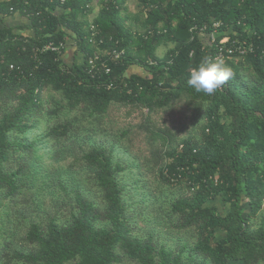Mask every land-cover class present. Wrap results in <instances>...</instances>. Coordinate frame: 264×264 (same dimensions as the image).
<instances>
[{"label":"trees","instance_id":"1","mask_svg":"<svg viewBox=\"0 0 264 264\" xmlns=\"http://www.w3.org/2000/svg\"><path fill=\"white\" fill-rule=\"evenodd\" d=\"M26 1L0 2V207L29 203L44 182L33 149L52 150L56 161L75 154L59 145L78 130L76 112L101 122L113 103L153 112L186 95L202 112L199 130L178 140L166 129H149V136L160 140L152 156L162 181L186 191L170 202V214L179 228L193 229L196 240L175 250L152 235H135L119 177L124 166L114 145L100 144L83 150L81 169L93 175L101 203L84 185L68 190L61 183L67 213L37 203L16 211V219L11 211L13 227L0 232L6 238L0 254L11 250L13 264H264V54L216 65L199 30H191L220 21L221 36L229 31L256 43L250 32L264 33V0H138L137 29L122 15L125 0H103L92 23L93 0ZM11 12L30 18L32 36L3 25ZM92 25L99 31L94 43ZM68 40L76 47L72 62L43 50ZM167 43L174 46L159 56L158 47ZM120 51L125 54L115 59ZM96 57L109 72H89ZM43 124L46 135L29 141ZM55 171H49L53 180ZM219 197L228 204L226 213L210 204ZM20 231L21 245L14 246Z\"/></svg>","mask_w":264,"mask_h":264},{"label":"rangeland","instance_id":"2","mask_svg":"<svg viewBox=\"0 0 264 264\" xmlns=\"http://www.w3.org/2000/svg\"><path fill=\"white\" fill-rule=\"evenodd\" d=\"M102 3L103 0H95V12L92 11L91 15L87 16L90 23L94 21ZM123 4L126 9L122 11V15L127 16L128 25L137 29L142 19L138 0H125ZM173 46V43L161 45L157 49V54L163 56ZM104 53L102 52L103 55ZM139 70L140 68H133L132 71ZM49 92H51L49 89L44 91L45 99L48 98ZM52 93L54 92L52 91ZM49 103L46 102V106ZM76 113L72 119L78 130L71 133V137L59 145V148L65 146L73 147L75 154L56 161L51 156L52 150L49 151L39 147H37V151L33 149L31 155L44 168V176L42 177L44 182L41 181V184L34 188L37 193L33 199H28L29 203L23 202L17 205L11 203L13 208L10 209V204L5 207L6 201L0 207V232H5L6 228L9 231L11 226L13 227L7 220L8 218L11 219V211H13L12 218L16 219V211L26 208L29 211L28 209L34 203L42 205L43 209L46 208L51 211L60 209L62 214L65 215L67 213L65 201L67 200L65 198L66 193L61 186L62 184L68 190L77 184L84 185L88 196L100 204L101 194L93 182V175L88 170H82L81 166L84 165L82 160L83 150L103 144L106 146L114 145L115 159L124 166V170L119 177L125 186V201L133 233L140 237L152 235L155 239L175 250H180L185 245H189L187 246V249H189L196 240L195 231L189 228H179L177 226V216H171L170 214V202L183 195L186 191L183 186L166 184L159 176V165L156 164L152 156V150L154 149L153 143L159 145L160 140L152 141L149 136V129L169 130L176 135L177 140L196 133L200 128L199 124L201 125L202 123V112L199 113L195 100L184 95L171 106L160 108L153 112L140 106L113 103L107 116L101 122L89 115H83L81 112ZM46 127L47 125L43 124L38 130L29 133L28 140L32 142L36 138L46 135ZM71 165L72 167H70ZM55 169L56 176L53 180L49 171ZM57 200L59 204H57ZM210 204L217 205L222 213H226L229 209L228 204L220 197L211 201ZM244 208L247 211L249 204L244 203ZM29 215L27 214L28 218ZM3 221H7V226L3 225ZM21 223L23 225L26 222L22 219ZM10 234L13 235L12 233ZM22 234L20 231L18 236L14 238V246L21 245L20 237ZM223 236L224 232L218 230L217 237L221 238ZM5 239L0 237V241ZM10 258L11 250L2 251L0 264L7 259L10 261ZM8 264H13V262L10 261ZM125 264L134 263L126 260Z\"/></svg>","mask_w":264,"mask_h":264},{"label":"built area","instance_id":"3","mask_svg":"<svg viewBox=\"0 0 264 264\" xmlns=\"http://www.w3.org/2000/svg\"><path fill=\"white\" fill-rule=\"evenodd\" d=\"M25 2H27L25 0ZM13 11V8L10 9ZM222 23L220 21H213L211 25L204 24L202 27L194 26L191 30H199L198 35L201 37L202 41L209 47L210 51V61L216 65H224L229 60L244 58L249 54L256 53L260 51L264 54V48L260 47V42L264 40V33L257 34L255 30H251V34L257 35V42H250L249 39L238 37L236 34L233 37L229 31H226L221 36L222 32L220 31ZM91 37L90 41L95 42L97 35H99V31L96 26H91ZM102 42V40H100ZM67 49V43L65 41H59L58 43L50 42L43 50H51L57 53L58 55H62ZM124 51L114 53V58L119 59L124 55ZM96 58H90L89 64L91 68L89 72L96 73L101 71V69H105L106 72L110 71V68L107 66L106 61L101 62L100 65H97Z\"/></svg>","mask_w":264,"mask_h":264},{"label":"crops","instance_id":"4","mask_svg":"<svg viewBox=\"0 0 264 264\" xmlns=\"http://www.w3.org/2000/svg\"><path fill=\"white\" fill-rule=\"evenodd\" d=\"M1 1H6V0H0ZM94 2H92L93 10H94ZM100 10V9H99ZM99 10L97 11L96 15L98 14ZM91 15V13H90ZM90 21V20H89ZM3 25L6 27H9L13 30L15 33H21V34H26L28 36H32L34 34V28L31 25V20L28 16L20 13V12H11L7 15H5L4 20H3ZM75 43L73 41L68 40L67 41V49L66 51L61 55L65 61L67 62H72L73 61V56L75 52Z\"/></svg>","mask_w":264,"mask_h":264}]
</instances>
